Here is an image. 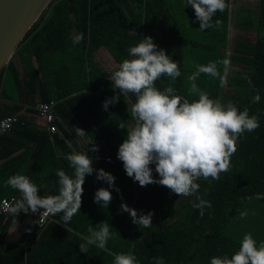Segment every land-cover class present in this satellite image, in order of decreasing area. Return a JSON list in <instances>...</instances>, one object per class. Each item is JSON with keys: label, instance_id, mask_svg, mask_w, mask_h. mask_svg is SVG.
Masks as SVG:
<instances>
[{"label": "trees", "instance_id": "trees-1", "mask_svg": "<svg viewBox=\"0 0 264 264\" xmlns=\"http://www.w3.org/2000/svg\"><path fill=\"white\" fill-rule=\"evenodd\" d=\"M233 2L227 0L229 6L212 18L225 23L227 47L220 59L212 58L216 47L194 41L179 29L165 0H51L47 4L0 71V117L23 105L55 100L53 123L57 131L50 135L45 128L26 123L0 137V199H19L16 190L5 187V181L17 173L28 176L42 196L58 194L56 170L73 174L65 159L70 152L92 156L94 168L115 176L120 192L109 189L113 199L108 207L96 204L95 190L108 185L93 173L85 178L80 212L66 225L60 223L59 215L37 224L23 214L0 213V264H112L113 254L121 252L134 254L139 264H155L154 257H163L164 264H210L213 256L237 251L246 233H251L257 244L264 239L256 238L264 235V224L252 213L258 209L264 214V0H256L255 11L233 10ZM229 25L255 33L254 41L235 40L229 47ZM78 34H83V39L74 43ZM152 34L154 43L179 64L181 72L176 80L162 76L156 81L158 89L171 86L190 101L197 98L188 93V76L198 64L184 65L185 52L197 48L209 54L210 62L227 59L239 67L227 76L229 69L225 73V66L218 64L225 82L201 73L196 80L198 87L210 98L231 101L259 119L258 128L238 138L230 170L222 172L218 180L200 178L197 193L180 196L178 202V196L164 186L141 187L127 176L117 159L118 147L126 137V129L117 126L134 123L127 99L134 103L135 96L121 94L117 103L104 110L103 101L114 91L95 59L104 48L119 64L128 58L130 46ZM229 48L231 54H227ZM224 84L231 90H224ZM257 91L260 101L253 103ZM75 126L87 134L76 135ZM93 144L99 150L89 152ZM153 176L158 174L153 171ZM196 196L211 203L203 216L192 207ZM122 200L138 214L151 211V227L133 224L131 216L119 210ZM244 211L248 215L242 219ZM102 221L109 222L114 238L105 249L90 246L88 253L80 252L79 243L89 235V226L95 228ZM232 223L238 232L229 230Z\"/></svg>", "mask_w": 264, "mask_h": 264}, {"label": "clouds", "instance_id": "clouds-1", "mask_svg": "<svg viewBox=\"0 0 264 264\" xmlns=\"http://www.w3.org/2000/svg\"><path fill=\"white\" fill-rule=\"evenodd\" d=\"M188 5L194 9L195 19L199 21L202 31L212 26V18L218 11L223 12L229 6L227 0H186ZM216 24H220L219 19ZM82 39L83 34H78L74 43ZM218 64L225 66L226 73L229 61L224 59L197 65L196 71L188 76V93L197 97L191 101L176 94L171 86L164 90L156 87V81L162 76L176 80L181 72L179 64L163 48H159L151 36H143L141 41L130 46L128 58L109 73L114 95L103 101L104 110L117 103L121 94L135 96L130 108L134 125L129 128L125 123H120L117 126L126 129V137L118 147L117 159L122 162L127 176L141 187L158 184L178 197L195 195L200 187L197 183L200 178L218 180L222 172L230 170V159L237 150L238 138L259 127L258 116H250L247 108L241 111L231 101L224 103L220 99L210 98L198 87L196 80L201 73L219 78L221 84L225 82ZM245 78L251 85V80ZM259 101L260 94L257 91L252 102ZM75 132L79 136L87 134L78 126H75ZM98 150L99 146L93 144L89 152ZM65 159L73 169V174L69 175L63 169L56 170L58 194L42 196L28 176L17 173L5 181V187L16 190L19 199L6 205L3 211L15 216L21 211L25 214L59 215L60 223L66 225L80 212L85 178L93 173L98 181L108 185L107 188L95 190L94 202L102 208L108 207L113 199L109 189L120 192L115 185V176L103 168H94L93 157L89 154L70 152L65 155ZM108 159L110 161L111 158ZM153 171L158 177L153 176ZM259 196L257 194V198ZM192 207L199 209L203 216L204 209L210 208L211 203L196 196ZM119 210L127 212L132 223L139 227L148 228L152 225L151 211L138 214L135 208L123 200ZM247 215V211L240 213L242 219ZM26 231L30 232L31 228ZM88 233L79 243L82 253H88L90 246L105 249L108 240L114 238L108 221L98 223L95 228L89 226ZM153 259L155 264H164L163 257ZM112 264H139V261L134 254L121 252L113 254ZM210 264H264V241L257 244L252 234L246 233L237 251L231 255L213 256Z\"/></svg>", "mask_w": 264, "mask_h": 264}, {"label": "rangeland", "instance_id": "rangeland-1", "mask_svg": "<svg viewBox=\"0 0 264 264\" xmlns=\"http://www.w3.org/2000/svg\"><path fill=\"white\" fill-rule=\"evenodd\" d=\"M165 2L171 8V12L174 14V17L179 25V29H181L188 38L194 41H197L202 44H209L216 47L215 50L213 51L212 58L216 57L220 59V56L223 55L227 47V42L226 43L224 42L225 23L220 22V24L217 25L216 21L212 20L211 21L212 26L209 29L202 31L199 29V21L195 19L194 9L190 5L186 6V0H165ZM256 4H257L256 0H234L232 7L233 10H237V9L239 10L240 8H243V9H249L255 11ZM227 34L229 40V47H232L234 45L235 40L254 41L255 39V33L235 29L232 25L227 26ZM150 36L153 38V41H155L154 35L152 34ZM99 53L100 54L97 55L95 59L99 64V66L105 71L107 77H109V73L114 71L118 66V64L114 61V59L110 56V54L106 49L101 48ZM231 53H232V49L229 48L227 50V54H231ZM13 60L17 63L18 62L17 56H14ZM209 62H210L209 54L205 51L201 52V50L197 48L196 50L186 51L184 54L185 67H191L195 64L206 65ZM227 68L229 69V71L226 74L227 76H230L233 74V71L237 70L239 67L237 65H234L232 62H229ZM224 90L227 91L231 89L229 88V86L224 84ZM127 100H128L127 102L131 107L132 102L129 99ZM2 101L3 100L1 99V102ZM133 125H134L133 122L127 124L129 128L132 127ZM82 139L83 141H85V143L89 145L91 144L88 138L82 137ZM179 200L180 198L178 197L176 199V202H178ZM252 213L255 217H257L260 223L263 222L264 224V217H263L264 214L261 215V212H259L258 209H254ZM244 227L245 228L248 227L247 229L249 230V226H247L246 224H244ZM229 230L238 232L233 223L229 226ZM256 238H264V235ZM261 241H264V239L260 240L259 243Z\"/></svg>", "mask_w": 264, "mask_h": 264}, {"label": "water", "instance_id": "water-1", "mask_svg": "<svg viewBox=\"0 0 264 264\" xmlns=\"http://www.w3.org/2000/svg\"><path fill=\"white\" fill-rule=\"evenodd\" d=\"M51 0H0V71Z\"/></svg>", "mask_w": 264, "mask_h": 264}, {"label": "built area", "instance_id": "built-area-1", "mask_svg": "<svg viewBox=\"0 0 264 264\" xmlns=\"http://www.w3.org/2000/svg\"><path fill=\"white\" fill-rule=\"evenodd\" d=\"M55 105V100L38 101L35 103L34 106L25 105L22 107V109L14 113L0 117V137L12 130L15 126H22L26 123H33L39 125L45 128L50 135L56 133L57 127L53 123V120L56 116ZM16 199L17 198L15 196L2 197L0 199V213L9 214L7 212H4L3 209L6 205L11 204ZM19 214L34 218L37 224H43L51 218V215L43 213L37 214L30 212L28 214H25L23 211H21Z\"/></svg>", "mask_w": 264, "mask_h": 264}, {"label": "crops", "instance_id": "crops-1", "mask_svg": "<svg viewBox=\"0 0 264 264\" xmlns=\"http://www.w3.org/2000/svg\"><path fill=\"white\" fill-rule=\"evenodd\" d=\"M7 104H12L10 101H8V100H6L5 101ZM23 106H25V105H23ZM33 124V123H32ZM36 125V124H35Z\"/></svg>", "mask_w": 264, "mask_h": 264}]
</instances>
